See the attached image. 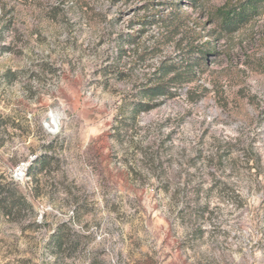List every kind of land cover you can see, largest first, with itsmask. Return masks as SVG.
Here are the masks:
<instances>
[{
	"label": "rangeland",
	"instance_id": "rangeland-1",
	"mask_svg": "<svg viewBox=\"0 0 264 264\" xmlns=\"http://www.w3.org/2000/svg\"><path fill=\"white\" fill-rule=\"evenodd\" d=\"M176 1L185 25L126 43L140 0H0V264H264V11L216 41L227 0ZM205 42L192 95L142 110Z\"/></svg>",
	"mask_w": 264,
	"mask_h": 264
},
{
	"label": "trees",
	"instance_id": "trees-1",
	"mask_svg": "<svg viewBox=\"0 0 264 264\" xmlns=\"http://www.w3.org/2000/svg\"><path fill=\"white\" fill-rule=\"evenodd\" d=\"M141 4L134 13L130 28L133 31L128 33L123 38L126 43H134L144 29L155 26L158 28L160 39L167 37L171 32L177 31L185 22V14L177 15L175 10L177 7L176 0H140ZM191 5V4H190ZM164 8L166 10L164 11ZM258 10L264 11V0H239L233 3L232 0H227L226 3L215 9L213 12V21L216 24L214 34L216 41L227 38L236 33L240 28L250 23L257 15ZM137 26V27H136ZM187 26H185L186 28ZM200 38V36L196 37ZM158 39V38H157ZM167 39V38H166ZM122 39H120V42ZM159 40L154 44V49H151L148 54H151L157 48ZM178 48V47H177ZM194 44H188L183 50H179L180 59H164L161 60L152 72H148L138 91L139 101L145 102L144 111L151 109V102H163L175 98L178 95V90H185L184 96L187 99L192 95L191 88L198 83L197 69H204L207 57L215 53V48L210 46L209 42H205L196 49L201 57L196 64L191 63L189 56L194 50ZM143 55L146 54L142 51ZM136 53V50H134ZM144 61L145 59H136ZM134 111H138V103H134ZM42 159V158H41ZM40 158L38 159L41 160ZM33 165L27 171L30 176ZM12 185V184H11ZM22 207H27L24 201H21ZM2 208V207H1ZM4 208V207H3ZM2 214L8 216L9 211L0 209Z\"/></svg>",
	"mask_w": 264,
	"mask_h": 264
},
{
	"label": "built area",
	"instance_id": "built-area-1",
	"mask_svg": "<svg viewBox=\"0 0 264 264\" xmlns=\"http://www.w3.org/2000/svg\"><path fill=\"white\" fill-rule=\"evenodd\" d=\"M52 119H54V118H52ZM44 123H45V129L47 132L52 133L54 131V129L56 130L55 120H52V123H51V119H49V117H48ZM37 158H38L37 155H30L27 157V159L21 161L17 165V167L15 169V173L18 175V177H20L21 181L28 179L27 178V171L30 168V166L36 162ZM45 211H46V209L42 208L41 211L39 212V217H41L42 213Z\"/></svg>",
	"mask_w": 264,
	"mask_h": 264
}]
</instances>
